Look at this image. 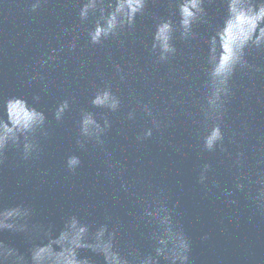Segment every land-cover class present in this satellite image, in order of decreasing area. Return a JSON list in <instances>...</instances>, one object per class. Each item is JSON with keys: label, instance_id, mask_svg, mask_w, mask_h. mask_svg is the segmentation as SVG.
I'll use <instances>...</instances> for the list:
<instances>
[{"label": "water", "instance_id": "95a60500", "mask_svg": "<svg viewBox=\"0 0 264 264\" xmlns=\"http://www.w3.org/2000/svg\"><path fill=\"white\" fill-rule=\"evenodd\" d=\"M0 264H264V0H0Z\"/></svg>", "mask_w": 264, "mask_h": 264}]
</instances>
